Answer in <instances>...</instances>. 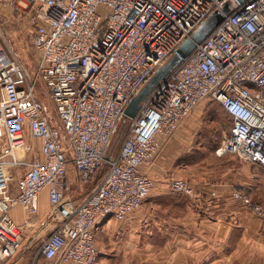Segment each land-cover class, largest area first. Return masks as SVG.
I'll use <instances>...</instances> for the list:
<instances>
[{"label": "built area", "instance_id": "1", "mask_svg": "<svg viewBox=\"0 0 264 264\" xmlns=\"http://www.w3.org/2000/svg\"><path fill=\"white\" fill-rule=\"evenodd\" d=\"M227 1L0 0L28 15L37 53L28 74L0 29V261L23 239L11 209L35 214L46 190L58 217L38 248L46 264H100L95 231L107 217L123 219L143 203L153 183L143 168L204 100L219 102L232 119L215 154L264 166V0H245L224 14L148 94L114 158L104 157L131 98ZM39 81L56 121L39 97ZM102 162L108 169L95 180ZM169 185L195 194L185 178ZM231 194L264 222L260 202L236 188Z\"/></svg>", "mask_w": 264, "mask_h": 264}, {"label": "crops", "instance_id": "2", "mask_svg": "<svg viewBox=\"0 0 264 264\" xmlns=\"http://www.w3.org/2000/svg\"><path fill=\"white\" fill-rule=\"evenodd\" d=\"M8 13L1 6L0 17ZM205 116L224 127L232 125L217 101L198 104L184 118L143 168L153 180L143 203L123 219L107 217L95 231L100 264H264V222L231 194L239 189L264 206V166L231 153L218 156L212 151L205 156L202 150L210 144L202 141L203 127L196 122ZM173 177L187 179L195 194L173 190L169 185ZM10 214L24 226L22 247L0 264H46L31 248L58 218L51 215L46 190L38 195L35 214L27 215L21 205Z\"/></svg>", "mask_w": 264, "mask_h": 264}, {"label": "rangeland", "instance_id": "3", "mask_svg": "<svg viewBox=\"0 0 264 264\" xmlns=\"http://www.w3.org/2000/svg\"><path fill=\"white\" fill-rule=\"evenodd\" d=\"M20 4L21 6L25 8L28 6L25 2H20ZM1 6L7 9V11L9 10L10 12L8 13V15L6 14L7 17L6 16L3 18L0 17V23H1L0 29L3 35L2 37L4 38V41H5L4 42L1 39L2 43L4 44L6 48H9L11 50L13 55L17 57V59L21 62V64L23 65L27 73L31 74L33 73L35 69L36 60H37V53L33 49L30 43L29 33L32 30V24L27 19L28 15L27 14L25 15V12L23 11V9H18L15 7L10 8L0 3V8ZM37 91H38L39 97L41 98L45 106V109L49 113H51L53 120L56 121L53 103L45 89L44 84L40 81L37 84ZM209 101H213V100H204L199 104V106H202L204 103L209 102ZM196 122H197L198 128L201 123V127H203L201 129V133L205 134V135H202L203 136L202 141L209 143L210 148L216 147L221 142L223 135L228 133V131L230 130V125H228V127H224L218 121L208 120V116H205L203 120L200 117V119H197ZM128 124H129V121L127 119H123L120 122L118 133L116 134L114 138V142L111 145L112 152L116 153L118 151L120 144L122 142L124 133L126 132V129L128 127ZM210 148H208L207 150H202L203 152H205L204 155L207 157H209L210 152L214 151L215 153V149L212 150ZM210 159L211 158H209V161H212ZM106 171H107V164L106 162H102L95 175V180H97L102 175H104ZM70 174L72 175L73 172L71 171ZM9 176H10L9 177L10 181L13 182L16 179L17 174L15 171L12 170ZM86 187H88V185H84L82 188L86 189ZM79 190H80V187L77 188V191ZM40 242H41L40 239H38L37 241L35 240L32 243V247H31L33 249L34 254L36 255L35 258L37 259H41V255L40 253H38Z\"/></svg>", "mask_w": 264, "mask_h": 264}, {"label": "water", "instance_id": "4", "mask_svg": "<svg viewBox=\"0 0 264 264\" xmlns=\"http://www.w3.org/2000/svg\"><path fill=\"white\" fill-rule=\"evenodd\" d=\"M244 1L245 0H228L220 9H215L191 33V35L178 46L175 53L172 54L163 64H161L156 69V71L147 79V81L143 83V85L139 88V90L127 104L124 111L125 116L123 119H127L129 121L130 118H133L148 94L161 80H163L169 74L170 70L174 66H176L182 60V58L187 56L193 50L195 45L200 42L217 25V23L223 18L224 14L229 13L235 4L242 3ZM118 129L113 137L111 145L113 144L114 138L118 133ZM111 145L104 155L107 160H112L115 156V153L111 150Z\"/></svg>", "mask_w": 264, "mask_h": 264}, {"label": "trees", "instance_id": "5", "mask_svg": "<svg viewBox=\"0 0 264 264\" xmlns=\"http://www.w3.org/2000/svg\"><path fill=\"white\" fill-rule=\"evenodd\" d=\"M214 101V100H213ZM107 169H108V165H107Z\"/></svg>", "mask_w": 264, "mask_h": 264}]
</instances>
